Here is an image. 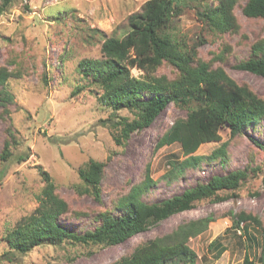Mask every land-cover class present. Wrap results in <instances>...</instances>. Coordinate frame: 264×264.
Returning <instances> with one entry per match:
<instances>
[{
	"label": "rangeland",
	"instance_id": "rangeland-1",
	"mask_svg": "<svg viewBox=\"0 0 264 264\" xmlns=\"http://www.w3.org/2000/svg\"><path fill=\"white\" fill-rule=\"evenodd\" d=\"M145 1L13 0L0 9V67L11 72L5 86L13 95L11 103L0 104V264H109L129 255L135 245L209 213L214 214V221L189 238L196 253L194 264H241L245 254L258 258L264 229V119L235 135L222 126L219 141L203 143L194 152L206 156L225 143L224 164L204 159L180 176L164 175L172 162L185 156L179 143L156 149V139L175 119L185 117L187 110L169 102L148 126L132 132L124 145H117L115 128L107 120L112 109L98 102L99 86L78 71L80 59L101 57L103 40L121 35L129 15L140 11ZM176 1L181 12L170 23L171 33L189 46L197 44V60L212 68L222 67L237 83L264 98V77L235 66L254 52L261 55L254 44L264 46V18L245 16L242 6L246 0H237L232 11L234 28L219 32L199 16L217 0ZM151 72L169 79L179 75L168 61ZM131 73L140 76L144 71L133 67ZM117 115L134 117L128 109L116 111ZM6 142L10 155L3 158ZM90 159L104 163L98 198L83 190L78 175ZM39 165L67 204L58 223L78 234L93 230L104 215H117L118 198L142 180L146 166L156 180L142 196L147 203L177 194L213 174L244 169L246 176L237 188L199 199L192 208L118 244L44 241L25 253L12 250V254L6 233L38 205L44 186ZM242 211L255 216L261 225L242 221L241 229L235 228L232 219ZM215 238L225 247L220 256L207 248Z\"/></svg>",
	"mask_w": 264,
	"mask_h": 264
},
{
	"label": "trees",
	"instance_id": "trees-1",
	"mask_svg": "<svg viewBox=\"0 0 264 264\" xmlns=\"http://www.w3.org/2000/svg\"><path fill=\"white\" fill-rule=\"evenodd\" d=\"M12 1L0 0V9ZM236 1L217 0L215 6L200 12L199 16L216 31H230L235 26L232 11ZM180 12L176 0L145 1L140 11L129 15L126 30L121 35H111L103 40L100 58H82L77 65L82 76L91 78L99 86L98 102L112 109L107 120L109 126L115 128L113 140L117 145H124L132 132L148 126L169 102L187 110L185 117L175 119L155 143L156 149L172 143L180 144L185 157L178 163L172 162L164 174L172 176L182 175L204 159L224 164L227 160L225 143L206 156L194 152L203 143L219 141L222 126L235 135L264 119V98L257 96L247 85L237 83L222 67L212 68L208 62L197 60V44L189 46L171 33L170 23ZM242 12L247 17L264 18V0H246ZM255 49L260 56L254 52L235 66L264 77V46L254 44ZM162 61L170 62L179 71L178 77L169 79L164 75H153L151 71ZM133 67L143 70L144 74L133 75ZM11 76L6 67H0L1 106L13 101V95L5 86ZM120 109H128L134 117L116 116ZM8 148L6 142L1 157L10 155ZM37 168L44 186L33 212L6 233L12 254L13 251L25 253L44 241L118 244L173 214L192 208L199 199L215 195L220 190L237 188L246 176L244 169L213 174L206 181L196 182L177 194L147 203L142 196L156 184V180L146 166L142 180L118 198V214L104 215L93 230L78 234L58 223L67 204L55 193V184L49 173L40 165ZM103 170L104 163L93 159L78 169L83 190L95 198L99 196ZM214 219V214L209 213L183 221L169 232L135 245L129 255L109 264H165L171 260L194 264L196 253L189 246V238L206 230ZM242 221L261 225L255 216L242 211L232 219L233 226L239 228ZM244 228L247 230L248 226L244 225ZM261 238L258 258L255 260L245 254L241 264H264V229ZM207 248L215 250L218 256L225 250L217 238L210 241Z\"/></svg>",
	"mask_w": 264,
	"mask_h": 264
},
{
	"label": "built area",
	"instance_id": "built-area-1",
	"mask_svg": "<svg viewBox=\"0 0 264 264\" xmlns=\"http://www.w3.org/2000/svg\"><path fill=\"white\" fill-rule=\"evenodd\" d=\"M241 227H242V225H241ZM241 227H239L238 229L240 230V229H241Z\"/></svg>",
	"mask_w": 264,
	"mask_h": 264
}]
</instances>
